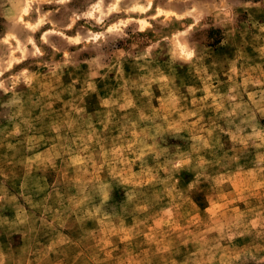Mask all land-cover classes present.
Segmentation results:
<instances>
[{
	"label": "clouds",
	"instance_id": "clouds-1",
	"mask_svg": "<svg viewBox=\"0 0 264 264\" xmlns=\"http://www.w3.org/2000/svg\"><path fill=\"white\" fill-rule=\"evenodd\" d=\"M0 264H264V0H0Z\"/></svg>",
	"mask_w": 264,
	"mask_h": 264
}]
</instances>
